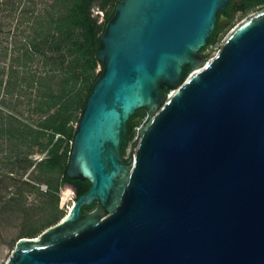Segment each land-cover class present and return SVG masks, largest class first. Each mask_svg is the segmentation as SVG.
I'll list each match as a JSON object with an SVG mask.
<instances>
[{"label":"water","instance_id":"1","mask_svg":"<svg viewBox=\"0 0 264 264\" xmlns=\"http://www.w3.org/2000/svg\"><path fill=\"white\" fill-rule=\"evenodd\" d=\"M227 2L119 0L66 170L89 187L4 264H264V9L203 57Z\"/></svg>","mask_w":264,"mask_h":264},{"label":"trees","instance_id":"2","mask_svg":"<svg viewBox=\"0 0 264 264\" xmlns=\"http://www.w3.org/2000/svg\"><path fill=\"white\" fill-rule=\"evenodd\" d=\"M118 2L0 0V227L16 223L18 238L66 214L64 184L77 195L89 187L66 170L75 124L101 72L100 34Z\"/></svg>","mask_w":264,"mask_h":264},{"label":"rangeland","instance_id":"3","mask_svg":"<svg viewBox=\"0 0 264 264\" xmlns=\"http://www.w3.org/2000/svg\"><path fill=\"white\" fill-rule=\"evenodd\" d=\"M254 10H256V9L254 8L253 10H250V11L246 12L245 14L251 13ZM97 11L98 10L95 9V12H97ZM100 14H101L100 16H102V12L101 11H100ZM234 27H235L234 25L231 28H230V26H227L226 29H224V31L219 35L218 39H215L212 42V44H210L209 46H207L203 50V54H206L208 52H212L213 49H215L218 46H220V44L222 43V40L224 39V37ZM4 60H5L4 58H0V63H3ZM98 69H100V66L98 67ZM145 118H146V112H144V114L137 119L138 123L134 124V126L132 128V131L129 134V140L126 142L125 158L131 155L132 144L136 141V138H137V135H138L137 134L138 128L140 127V124L145 120ZM69 185L70 184H68V183L64 184L62 186V188H61V191H60V208L64 209L66 211L65 213H67V211L69 210V208H70V206L72 204V200L74 198V192H73V190H71L72 188ZM44 186H46V185L42 184V187H44ZM66 188H69V189L71 188L70 189L71 193H72L71 197H66V198L62 197L63 196V191ZM63 198H64V200H63ZM19 230L20 229H19V227H18V225L16 223L14 225L10 226V227H7L6 229L0 227V264H4L5 261L8 259V257L12 254V252H13V250L15 248L16 240L18 239Z\"/></svg>","mask_w":264,"mask_h":264},{"label":"flooded vegetation","instance_id":"4","mask_svg":"<svg viewBox=\"0 0 264 264\" xmlns=\"http://www.w3.org/2000/svg\"><path fill=\"white\" fill-rule=\"evenodd\" d=\"M256 9L252 11L251 13L245 14L246 12ZM264 9V0H228L227 4L222 10H219L216 15V24L215 27L210 35L209 42L207 45L203 46L199 53L203 57H208L212 52H208L206 54H203V50L212 44V40L218 39L219 35L226 29L227 26H230V28L234 25L237 26L242 21H244L246 18H248L250 15L253 14V12H257ZM243 19V20H242ZM242 20V21H241ZM239 22V23H238ZM227 37V36H226ZM226 39V38H225ZM142 112H146L147 110L145 108L137 109L134 115H132V122H134L140 117V114ZM126 128V134L128 135ZM126 144H124L121 148L122 155L125 157V152L123 153V147L125 148ZM129 157V156H128ZM126 157V158H128Z\"/></svg>","mask_w":264,"mask_h":264},{"label":"bare ground","instance_id":"5","mask_svg":"<svg viewBox=\"0 0 264 264\" xmlns=\"http://www.w3.org/2000/svg\"><path fill=\"white\" fill-rule=\"evenodd\" d=\"M71 189V188H70ZM69 188H66V189H64V191H63V196L62 197H71L72 196V193H71V190H70ZM63 200H64V198H63Z\"/></svg>","mask_w":264,"mask_h":264},{"label":"built area","instance_id":"6","mask_svg":"<svg viewBox=\"0 0 264 264\" xmlns=\"http://www.w3.org/2000/svg\"><path fill=\"white\" fill-rule=\"evenodd\" d=\"M41 187H42V185H41ZM42 189H44V190H45V189H46V186L42 187Z\"/></svg>","mask_w":264,"mask_h":264}]
</instances>
